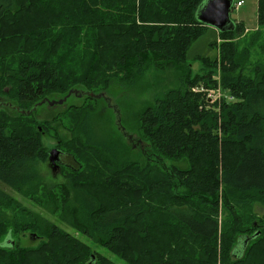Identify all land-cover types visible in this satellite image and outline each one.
Wrapping results in <instances>:
<instances>
[{
	"label": "trees",
	"instance_id": "trees-1",
	"mask_svg": "<svg viewBox=\"0 0 264 264\" xmlns=\"http://www.w3.org/2000/svg\"><path fill=\"white\" fill-rule=\"evenodd\" d=\"M201 1L0 0V98L14 108H5L11 112L0 108V185L46 205L94 244L129 264H215L217 258L220 264H228L229 256L240 263L249 243L262 235L258 228L251 234L242 233L239 217L230 209L233 228L225 232L237 234L230 252L223 241L222 246L214 243L206 249V259L164 251L158 254L156 250L155 258L147 261L144 254L148 249L141 251L128 242L132 235L144 238L156 224L134 223L151 214L144 199L148 187L149 198L154 189L164 187L171 220L205 240L214 239L218 232V183L235 193H257L264 200V81L251 84L250 76L241 70L234 74L244 53L226 41L220 45L221 86L235 100L223 103L218 113L214 102L192 90L200 83L210 84L214 72L209 68L214 60L200 58L205 70L192 74L185 58L186 49L206 26L195 18ZM256 2L260 29L264 27V0ZM242 30L243 24L235 22L234 30L218 33L231 39ZM172 68L179 73L178 85L157 93L134 112L131 128L150 143L151 152L133 150L108 129L100 131L102 115L95 112L105 100L89 96V92H102L108 98L115 97L120 88L141 90L148 69L164 72ZM71 90L85 93L77 97L86 98L74 107V140L66 150L77 165L69 168L67 182L47 184L39 179L37 165L47 161L41 134L49 128L39 131L31 118L34 111H25L43 98L58 99ZM19 126L25 129L18 130ZM179 139L191 151L188 163L167 167L165 160L178 154ZM198 155L206 161L202 170ZM81 174L87 175L80 179ZM128 195L138 202L131 203ZM159 198L164 201L157 191L155 203ZM197 203L209 205L211 214L197 217ZM10 205L20 207L0 186V234L7 230L0 239V264H114L36 212L30 215V222L19 220L17 214L10 222L3 220ZM252 225L256 227L254 222ZM12 228L30 230L40 242L19 248ZM254 233L258 234L247 242L242 255L235 257L238 238ZM124 239V246H119ZM257 255L264 264V251ZM29 257L34 261H28Z\"/></svg>",
	"mask_w": 264,
	"mask_h": 264
},
{
	"label": "rangeland",
	"instance_id": "rangeland-1",
	"mask_svg": "<svg viewBox=\"0 0 264 264\" xmlns=\"http://www.w3.org/2000/svg\"><path fill=\"white\" fill-rule=\"evenodd\" d=\"M236 1L238 0H232L233 7L230 10V18L235 22H241L243 24V30L241 32L235 33L231 39H226L219 35L216 28L212 26H205L202 32L195 37L185 51V58L186 61L191 64L192 74H202L205 70L203 68V63L199 61L200 58H209L214 60L211 63V66H209V68L211 67L214 71L212 72L213 75L211 77V83L208 84L203 82L198 86H194V88L205 89L199 92L195 91L203 94L205 98L206 89H213L217 83L221 84L222 59L220 54V45L226 41L234 43L238 51L244 53V60L241 63L240 69L236 70L234 74L241 70L243 74L250 76L252 79L251 84L264 81V27L259 29L257 26V2L256 0H241L242 5L235 8L234 6ZM262 74L263 77H261ZM178 77L179 73L173 68L164 72H156L152 69H148L143 75L142 82L145 83L143 89L130 91L120 88L117 90L116 86L117 92L114 94L115 97L108 96L107 98L106 96L104 99L105 101L101 102L96 109L97 112L95 113L102 115L103 119V123L101 124L100 122L98 124L100 126H104L100 129V131L108 129L107 132L109 134L112 133L114 134V137H119L123 143L131 146L133 150L147 149V151L145 150L146 153L151 152L150 143L142 140L138 136L137 132L131 128L135 118L134 112L142 106L145 101L152 100L157 93L163 92L168 88L176 87L178 85ZM48 97L53 98L55 96L48 95ZM5 101V99L0 98L1 103H4ZM85 101L86 98H80L77 97V95L75 96L71 94L63 103L54 105L43 103L37 106L34 113L31 114V118L35 120V127H37L39 131H41V129H45L46 126L49 128L46 131H42L41 134L42 143L46 147L47 151L54 148L59 150V154L57 155L58 160L56 162L58 166L53 168L48 159L45 162H39L37 165L39 179L47 184H61L63 182H67L66 177L70 175L69 168H73L77 165V161L73 159L71 157L72 155H70L66 150H68V144L74 140V137L72 136L74 132V127L72 126L75 116L74 107L82 105ZM214 103L216 104L215 110L220 113L224 102L220 101ZM6 107L7 106L4 104L0 105L1 109L8 111L5 109ZM10 109L14 108L10 107ZM14 120L18 119L14 118ZM84 123H86V121ZM97 123L98 122L94 123V125ZM261 123L264 131V119L261 120ZM24 129L25 128L22 126H19L18 130L22 131ZM84 133L85 130L82 131V135L85 137ZM59 138L61 142L58 141ZM179 140L178 154L165 160V165H167V167L172 164L184 166L188 163L187 157L191 155V151L190 149L184 147L183 139ZM193 143H195V141H193ZM229 148H234V146H230ZM211 154L212 153H209L208 155L211 156ZM152 158L158 159L156 155H153ZM197 158L202 159V164H199V167L202 170L203 165L206 164L205 158L200 155H198ZM209 167L211 168L210 165ZM209 167L206 169L207 171H209ZM86 175L87 174H81L80 179L84 178ZM201 178L204 179V182L206 181V178L203 176H201ZM206 183L207 181L204 184ZM0 186L4 188L5 192L8 193V195L17 204L20 205V207L17 208L18 210L14 207V205H10L9 208L7 207V210H5L3 215V220L6 219L8 220L7 222H10L12 221V216L17 214L19 220H26L30 222V215L36 212L50 222L55 223L68 235H74L82 242L87 243L91 248L97 250L98 253L109 258L114 264H129L125 260L121 259V257L117 256V254L94 244L87 236L79 233L73 227L62 221L56 214L52 213L46 205L35 204L22 192H17L7 186ZM159 188L158 190L154 189V195H151H153V197L156 196V192L158 191L164 201L162 202L159 198L158 203H155L153 197L149 198L151 189L148 187L149 193L145 195L144 199L151 214H147V216L143 217V219H139L134 222L135 224L137 223L136 226H138L139 223L144 222L149 227V225H154L151 224L153 221L156 223L154 228L151 227L147 230L145 237L142 239L137 235H132L131 241L128 239L130 247L134 246L141 251L143 248L146 250L148 249L149 252L146 251L147 254H144V256L148 255V258H144L145 260L150 261L155 258L156 250L158 251V254L164 251L170 252L171 255H187L191 257L198 255L202 259H206V249L214 243H216L217 247L222 246L223 241L227 242V250H231L235 245V237H237V234H235V231L233 230L230 233H226L225 230L233 228V226L230 225V209H232L237 213L242 227L244 228L242 233L251 234L256 228H258L262 232V235L260 238L249 243L244 259L240 263H234L233 259L229 256L228 264H261L262 260L257 254L260 253V251H264V200L257 193H235L221 182L218 183V207L215 215L218 221V232L216 233L214 239L205 240L192 236L185 229V227H181L177 222H173L171 220L169 217L170 215L166 212V207L170 203L165 198V193L167 194L168 191L164 187L163 190ZM178 191V193H181V186L178 187ZM183 193H185L184 190ZM127 197L132 199L131 203L138 202L133 195H128ZM236 199H242L243 201L235 202ZM194 210L199 218L207 215L208 213L211 214L209 205L202 206V204L197 203L194 206ZM253 222L256 224V227L252 225ZM6 231L7 230L5 228V231L0 234V239L4 237ZM29 233L30 230L27 229H25V231L24 229H11V235L19 248H26L29 246L33 247L40 242L39 240H36V237H31ZM232 239H234V243L232 242ZM117 244L123 247L125 239L121 240ZM28 261L31 262L34 261V259L29 257ZM215 264H220L219 258H217Z\"/></svg>",
	"mask_w": 264,
	"mask_h": 264
},
{
	"label": "water",
	"instance_id": "water-1",
	"mask_svg": "<svg viewBox=\"0 0 264 264\" xmlns=\"http://www.w3.org/2000/svg\"><path fill=\"white\" fill-rule=\"evenodd\" d=\"M232 6V0H202L196 10H195V18L197 21L202 23L206 26H212L218 30V32H224V31H230L235 29V21L231 20L230 18V10ZM71 94L82 96L85 93L79 92L78 90H71L66 95H64L61 98L58 99H48L43 98L40 101L36 102L33 107L27 111H25L26 114H29L33 112L37 106L47 103L48 105H54V104H61L63 103ZM89 96H92L94 98H106L105 94L100 93H88ZM4 104L5 106L13 107L11 104L7 103H0V105ZM24 113V111H21ZM59 154V150L54 148L48 151V157L47 159L50 161L53 168L58 166L56 163L58 160L57 155ZM258 233H254L251 236H245L243 238L239 237L235 249L237 250V255L235 257H240L243 253V250L247 244V242L253 238ZM31 237L35 234L32 233L30 235ZM234 249V250H235ZM93 260V256L91 257V261Z\"/></svg>",
	"mask_w": 264,
	"mask_h": 264
},
{
	"label": "built area",
	"instance_id": "built-area-1",
	"mask_svg": "<svg viewBox=\"0 0 264 264\" xmlns=\"http://www.w3.org/2000/svg\"><path fill=\"white\" fill-rule=\"evenodd\" d=\"M240 5H242V1L238 0L235 3V8L239 7ZM193 91H201V90H205L203 88H192ZM206 98L209 102H220L223 101L224 103H228L231 102L233 100H235V97L232 93H230L228 88H224L221 86L220 83H217L215 85V87L213 89H206Z\"/></svg>",
	"mask_w": 264,
	"mask_h": 264
},
{
	"label": "flooded vegetation",
	"instance_id": "flooded-vegetation-1",
	"mask_svg": "<svg viewBox=\"0 0 264 264\" xmlns=\"http://www.w3.org/2000/svg\"><path fill=\"white\" fill-rule=\"evenodd\" d=\"M1 103V102H0ZM5 104H7L6 102H4ZM8 107V106H7ZM9 108H10V106H9Z\"/></svg>",
	"mask_w": 264,
	"mask_h": 264
}]
</instances>
